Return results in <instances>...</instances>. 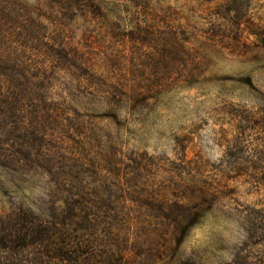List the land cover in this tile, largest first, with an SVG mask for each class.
Returning a JSON list of instances; mask_svg holds the SVG:
<instances>
[{
  "label": "rangeland",
  "instance_id": "374dc122",
  "mask_svg": "<svg viewBox=\"0 0 264 264\" xmlns=\"http://www.w3.org/2000/svg\"><path fill=\"white\" fill-rule=\"evenodd\" d=\"M263 176L264 0H0V264H264Z\"/></svg>",
  "mask_w": 264,
  "mask_h": 264
},
{
  "label": "trees",
  "instance_id": "16d2710c",
  "mask_svg": "<svg viewBox=\"0 0 264 264\" xmlns=\"http://www.w3.org/2000/svg\"><path fill=\"white\" fill-rule=\"evenodd\" d=\"M261 181L264 183V176L260 178ZM165 222L163 224H160L163 229L170 228L172 229V232L174 231L176 235L175 240V247L178 248L182 241L184 240L185 234L188 230H190L192 227H194L197 224V221L194 216H191L188 220L183 221H176V220H170L169 218L165 217ZM162 239L166 235V233L162 232ZM154 241V240H153ZM119 253L116 255V257H110L108 259H103L100 261L98 258L93 260H87V264H140L133 260V262H128L122 258V256ZM148 261V260H147Z\"/></svg>",
  "mask_w": 264,
  "mask_h": 264
}]
</instances>
